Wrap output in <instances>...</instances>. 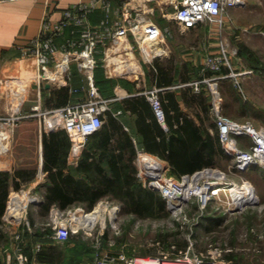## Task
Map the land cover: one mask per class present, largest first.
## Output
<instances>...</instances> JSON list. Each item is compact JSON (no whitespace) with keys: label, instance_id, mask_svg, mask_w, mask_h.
<instances>
[{"label":"rangeland","instance_id":"obj_1","mask_svg":"<svg viewBox=\"0 0 264 264\" xmlns=\"http://www.w3.org/2000/svg\"><path fill=\"white\" fill-rule=\"evenodd\" d=\"M177 39L186 40L193 45L192 48L185 49L186 57H184V51L181 50L176 49L174 54L171 53L177 59L179 66L182 64L191 69L195 77L192 82L219 76L215 81L222 97L223 113L237 121L250 120L257 126H264V0H242L238 7L231 9L227 23L222 30L205 24L187 34H179ZM134 48L137 59L144 67H147L150 63L144 60L138 45H134ZM221 50H225L228 57L221 70L214 72L205 68L204 58L210 53H219ZM120 53L124 58L128 57L126 52L116 49L111 54L119 55ZM95 64L94 81L98 92L101 98L112 99L110 94L118 79L127 80L131 77L117 76V72L114 71L115 65L109 63L106 54L99 57ZM14 67L12 62L8 64L0 62V110L16 112L18 115L37 113L36 116L18 120L17 125L32 118H42L44 121L50 116L43 105L44 96H42V109L33 110V106L38 103L37 78L29 80L20 98L12 87V85L17 86L13 76L21 74ZM107 70H112L113 74H107ZM202 85L205 90L204 96L211 104L212 94L208 82L204 81ZM209 114L208 129L212 134H216L214 125L211 124L213 122L211 109ZM12 141L13 137L9 152L12 151L17 158L16 169H34L35 171V175L28 179L20 177L21 185L16 191L28 196L40 197L41 194L38 191L46 181L45 176L38 174V144L34 154V147L31 149V147H26L27 145L20 144L15 149ZM136 158L137 153L134 163L138 169ZM210 167L220 169L225 173L224 178H215L216 181H220L218 184L229 187L236 184L250 185L253 201L256 196L259 201L232 209L233 204L229 197H214L208 206L202 209L200 198L196 195L185 204L181 212H175L170 208L164 194L158 190L165 200V208L154 214H138L127 210L121 202L117 204L119 200L113 199L115 201L113 202L110 197H106L103 200L104 203L107 200L110 201L107 204L109 207L100 204L102 199L93 207L85 206L89 211L100 210L96 221H93L94 228L91 231L73 230L66 241L57 242L50 248L55 249L59 256L62 254V260L70 264L75 260L88 259L87 255H83L87 247H92L99 252L116 254V256L121 252L130 255L165 252L169 253V256H177L179 252L174 251L175 245L168 246V244L186 239L188 244L193 241L195 248L201 253L219 248L223 250L224 255L229 252L234 254L233 260L243 264H264L263 168L254 166L244 172L238 171L226 154L216 156L215 166ZM143 185L146 186L144 183ZM15 197H21L25 201L29 199L27 196L16 194L12 200ZM10 199L11 196L7 202ZM114 203L118 205V211L116 217L111 218V215L115 213L114 209H111ZM40 205L30 202L24 214L26 218L24 217L23 220L30 221L32 230L29 232L48 236L53 233V228L49 225L51 207L45 210ZM5 212L0 222V247L4 250L11 249L17 235L24 230L22 222L8 218ZM78 245L81 246L78 248Z\"/></svg>","mask_w":264,"mask_h":264},{"label":"built area","instance_id":"obj_2","mask_svg":"<svg viewBox=\"0 0 264 264\" xmlns=\"http://www.w3.org/2000/svg\"><path fill=\"white\" fill-rule=\"evenodd\" d=\"M158 0H124V7L118 18L113 19L111 10V0H81L76 2L72 7L66 8L63 16L58 20H52L45 17L42 21L41 28L37 36L30 39L24 46H21L24 56H34L38 64L43 70L37 78L39 91H41L42 81L44 79L53 80L52 76L48 77L45 72L50 70L49 64L54 62L55 71H63L69 69L68 63L71 60L88 59L82 67L88 69L95 62L94 52L100 49V46L108 47L112 44H118L121 47L123 38L132 34L134 40L140 45L142 38H149L152 42H156L164 37L172 36L173 31L170 25H161L153 18L146 15V12L137 11L138 8H147L148 13H152L154 8L151 7L152 2ZM164 3L171 5L173 10L165 12V16L175 21L183 30L195 27H201L205 24L211 28L222 30L227 23L231 9L238 7L242 0H162ZM130 4V5H129ZM106 10V15L99 24L90 22V15L97 8ZM134 11L136 13L134 14ZM67 28H70L71 35L66 38L65 43L60 44L59 40L65 36ZM120 49V48H119ZM83 58V59H82ZM228 59L225 50L219 53L208 54L204 58L205 68H209L214 72H219ZM219 76L205 78L202 81L191 82L196 91L202 89V83L208 82L210 92L212 94L211 116L216 126L219 140L224 152L233 162V167L238 171H246L254 166L263 168L264 170V126H257L252 121H237L223 113V101L221 94L217 90L215 79ZM66 85L69 84V77H65ZM12 87H14L12 85ZM11 87V88H12ZM14 90V88H13ZM74 90H79V88ZM161 88L156 87L145 91L154 107L160 122L167 128L165 120V112L162 99L159 95ZM109 99L101 98L97 86L92 76L89 78V86L87 87V96L85 99L77 103H67L63 106L51 107L46 110L50 113V117L55 118L52 127H63L71 135L73 139V154L75 157L81 155L88 135L98 130L104 123V114L109 109ZM42 96L38 93V103L33 106V110H41ZM17 110V109H15ZM37 113L18 115L16 112L0 110V155L10 150V142L12 133L18 120L25 117L36 116ZM59 118L61 120L59 121ZM137 176L149 188L161 191L167 199L170 208L174 211L172 203L180 202L178 198L177 184H182L186 179L192 178L194 175L205 171L215 170L212 167H204L194 173H186L180 177L169 173V163L161 157L144 150L137 151ZM219 171H221L219 169ZM223 172V171H221ZM224 173V172H223ZM225 176V173H224ZM224 176H216L210 174L207 178L201 180L202 185L207 186V194L201 196L199 194L191 195L187 200L180 202L179 211L181 212L185 204L189 203L193 196H199L200 207L206 208L211 200L220 198L217 189L222 187L220 181L215 178H224ZM224 183V182H221ZM175 185L174 187H172ZM235 185V184H234ZM237 186H242L238 185ZM235 185V186H236ZM23 195L30 198L24 204L23 212L20 216H14L10 213L12 199L15 195ZM229 197L233 206L234 198ZM41 204L42 198L36 195L28 196L17 191L13 192L11 199L6 207L8 218L20 221L26 229L32 230L29 220H23L26 215L28 204L30 202ZM259 201V200H258ZM110 201L101 200L100 204H107ZM246 203L245 205H249ZM243 205V206H245ZM242 206V207H243ZM117 213L118 205L111 207ZM81 211L83 217L76 219L74 214ZM93 211L87 210L85 207L61 208L52 206L50 210L49 225L53 228V233L48 235L58 240H66L70 237L73 230L91 231L94 228V222H89L90 214ZM116 217V214H115ZM111 215V218H115ZM105 222V220L103 221ZM17 238L22 241L21 233ZM42 248L41 242L36 243L35 249ZM18 254L16 256L19 264H31L29 256L24 252L23 245L18 244ZM120 260L123 264H243L240 261L225 257L223 250L214 248L208 250L207 253H201L195 248L193 241L177 256H169V253L160 252L157 254H126L124 252L116 254H102L97 252L96 261L100 263H112Z\"/></svg>","mask_w":264,"mask_h":264},{"label":"crops","instance_id":"obj_3","mask_svg":"<svg viewBox=\"0 0 264 264\" xmlns=\"http://www.w3.org/2000/svg\"><path fill=\"white\" fill-rule=\"evenodd\" d=\"M79 1L81 0H0V62H3L4 64L12 62V64L15 65L14 69L19 73L22 71L29 72V78L27 80L26 86L27 84H29V80H35L36 78H38L43 70H41L38 61L34 56H24L22 54L21 46H24L30 39L37 36L40 31L42 21L45 17H48L52 20H58L63 16V12L66 8L72 7L76 2ZM111 3L112 18H118V15L121 14V11L123 10L124 0H111ZM151 7L154 8V11L152 13H148V9L145 7L138 8L137 11L146 12L147 16H150L161 25H170L173 31L172 36H167L156 42H152L151 48H161L159 52L158 50L154 52L151 51V54L147 56L144 52L146 43L143 41V39H141V44L143 46L142 49V47H140V45L134 40L132 34H130L128 37L122 39L121 47L118 44H112L104 48L103 46H100V49H97L94 52L95 62L90 69L82 67V65H84V62H89V60L86 58H82L83 62H80L79 60H71L68 63L69 69H64L63 71L59 72L53 69L55 67V64L54 62H51L49 64V67L51 69L46 71L45 74L48 77L52 76L55 79H44L42 81L41 91H39L41 92V96H44V108L47 110L51 107L63 106L69 102L77 103L85 99L87 96V87L89 86L90 76H92L94 79V72L96 67L95 63L97 62L99 57L101 58L103 54H106V59L108 57L109 63H113L115 65L114 71L117 72V76L126 75L131 77L127 78V80L120 78L118 79V82L112 90L113 92L110 94V98L112 99H109L110 102L108 111L115 116H118L123 125L133 133L134 141L137 145V151L144 150L150 152L144 149L143 138L138 130V112L133 109V101L136 96L144 94L148 98V100H150L145 91L159 87L161 88L160 91L162 92H159L160 97L163 96L165 98L166 91L169 90L174 93L173 96L177 101V106L179 107H177L178 110L183 112L189 118H194V107L191 104L187 103L185 96L187 86H190L192 88V91H196L191 84L192 80L195 77H193L194 75L192 74V71L189 67L182 66V64L181 66H179L177 63V59L174 55L172 56L171 53L174 54L176 52V49L181 50L184 51V57H186L187 54L185 52V49L188 50L192 48L193 45H191L186 40L177 39V36L179 34H187L189 31H193L194 29H197L199 27L183 30L175 21L165 16V12H171L173 10V7L167 4V2L164 3L162 0H158L157 2H152ZM135 13L136 11H134V14ZM105 15L106 10L101 7L97 8L91 13L90 22L92 24H99ZM70 35L71 30L70 28H67L65 36L59 40L62 46L63 43H65L66 38ZM134 45H138V48L143 55L144 60L150 63L147 67H144L142 63L137 59L135 55ZM114 49L126 52L128 54V57L126 58H124L121 53L119 54L122 55V59L124 60L125 64L123 72L117 71L116 62L110 61L111 57L119 56L111 54ZM190 53L192 52L190 51ZM130 55L134 56L137 63L136 68H132V71H130L131 69H129V67L127 66L130 63ZM158 63L161 66H165L167 71L169 72V75L173 78V84H171L170 86L162 85V83H160V75H162V73H160ZM108 73L109 75L113 74L112 70H107V74ZM67 76L69 77V84L66 85L65 77L67 78ZM64 87H66L67 91ZM74 88H79V90H74ZM166 101H168V99H166ZM177 108H170L169 110V114L172 115V121L175 125L177 123L176 117H181L180 115H176ZM153 111L158 123H160L163 128H166L160 122L157 114L155 113L154 107ZM49 117L44 121L42 118H32L24 120L23 122L19 123V125H17V128L14 129L12 136V145L15 144V149H17V146H19L20 144H24L27 145L26 147H31V149L32 147H34L33 152L35 154V150L37 149L38 144V174L45 176V181L47 173L44 170L43 134L44 132L58 129L52 127L53 123H49ZM60 120L61 118H59V121ZM194 121L199 123L198 119L196 118H194ZM214 128L216 130V126H214ZM69 137L71 140V148L68 155V165L70 168L72 167L73 169H75L81 155L78 158L74 156L72 152L73 139L70 134ZM30 157L33 158V156ZM16 159L17 158L12 151H7L4 154L0 155V170H6L10 173V177L8 180V200L13 192H15L16 189L19 188L17 187V180H19L20 178L18 179L16 174ZM78 174H80V172H78ZM38 192L41 194L40 197L42 198L40 206H43L45 195L47 192L46 182H44L43 186L39 189ZM103 198H100L99 200H103ZM99 200L97 202H99ZM120 202L121 201L116 203L121 204L122 202ZM52 206L59 205L56 203H52L50 207ZM78 206L85 207L87 205L84 203H76L68 206V208ZM27 230L28 229L21 232L22 241L17 238L13 243L11 249L4 250L0 247V264H19L16 258L18 254V244L23 245L24 252L29 256L31 264H66L62 260V254L59 256L58 252L55 249L50 248V246L52 245L55 246L57 242H64L66 240H58L45 234L34 232L32 233L29 232L30 230ZM38 242H41L42 244V248L40 250L35 249V245ZM97 252L98 251L94 249L92 257H88V259L83 261L75 260L70 264H103L100 262H96ZM101 253L106 254L103 251H101ZM85 254L86 253H83V255ZM105 264L123 263L118 260L113 263Z\"/></svg>","mask_w":264,"mask_h":264},{"label":"trees","instance_id":"obj_4","mask_svg":"<svg viewBox=\"0 0 264 264\" xmlns=\"http://www.w3.org/2000/svg\"><path fill=\"white\" fill-rule=\"evenodd\" d=\"M158 68L162 73L160 83L166 86L173 84V78L166 67L158 63ZM204 91L203 85L197 93L190 86L186 87L185 99L194 107V118L199 121L197 123L193 117L189 118L178 110L174 93L167 90L166 97H161L167 128L158 123L153 106L144 94L136 96L133 101L132 107L138 112L137 126L143 138L144 149L166 160L169 163V173L177 177L207 166H215L216 156L225 155L218 133L212 134L208 129L211 104L204 96ZM170 108H177L176 115L181 116L176 117V125L169 114ZM211 124L215 126L214 122ZM70 148L71 140L65 128L44 132V170L47 173V192L43 203L45 210L52 203L62 208L76 203L93 207L103 197L119 200L127 210L138 214H154L165 208V200L159 191L144 186L138 178L134 163L137 145L133 133L123 125L118 116L106 110L103 125L88 135L75 169L68 165ZM16 174L18 179H28L35 175V171L18 168ZM9 177V171L0 170V222L7 207ZM20 185L19 179L17 187ZM173 244L175 252H182L188 246V241H175L168 246ZM79 246L81 245L78 248ZM83 252L92 257L94 248L87 247ZM225 256L235 258L230 252Z\"/></svg>","mask_w":264,"mask_h":264},{"label":"bare ground","instance_id":"obj_5","mask_svg":"<svg viewBox=\"0 0 264 264\" xmlns=\"http://www.w3.org/2000/svg\"><path fill=\"white\" fill-rule=\"evenodd\" d=\"M143 41L146 43V47L144 48V52L147 56H149L151 54V51L154 52V51H157L158 52L161 50V48H151L152 46V41L145 37V38H142ZM132 54V53H130ZM130 63L127 65L129 67V69H131L130 71H132V68H136L137 66V63H136V59L134 58L133 55H130ZM110 61H114L116 62V67H117V71L119 72H123L124 71V67H125V64H124V60L122 59V55H119V56H116V57H111L110 58ZM21 74L19 75H15L13 76V80L15 82V85L14 86V91L16 93V95L18 97H22L23 96V89L25 88L26 86V83H27V80L29 78V72L27 71H22L20 72ZM19 102V101H18ZM20 104V103H19ZM50 119V122L49 123H54L56 120L54 117H49ZM211 174L213 175H216V176H224V173L219 171V169H215V170H212L210 171ZM210 172H205V171H202L196 175H194L192 178L190 179H186L185 181L182 182V184H177V189L178 191H176L178 193V198H177V201H179V197L182 199L181 201H183V199L187 200L189 197H191V195H195V194H199L201 196H205L207 194V186L205 185H202V182L201 180L203 178H207V175L210 174ZM175 185H173L172 187H174ZM251 186H222L220 188L217 189V193H219V196H230L231 198H234V202H235V205L236 206H232V209H235L237 207H242L243 205H245L246 203L248 202H255L257 201V196H256V199L255 201H253V195H252V192H251ZM255 191V190H254ZM256 194V192H255ZM30 200V198L28 199ZM180 201V202H181ZM180 202H175V203H172V206L174 207V211H179V207H180ZM26 203V201L21 198V197H15L14 200H12V205L10 207V213L13 214L14 216H20L23 212L24 209L23 206L24 204ZM100 213V210L97 209L95 210L94 212H92L90 214V221L89 222H93L99 215ZM115 214H112V216L115 217ZM74 217L76 219H80L81 217H83V214L81 211H77L75 214H74Z\"/></svg>","mask_w":264,"mask_h":264},{"label":"water","instance_id":"obj_6","mask_svg":"<svg viewBox=\"0 0 264 264\" xmlns=\"http://www.w3.org/2000/svg\"><path fill=\"white\" fill-rule=\"evenodd\" d=\"M34 202H35V200H34ZM255 202H258V201H255ZM248 203H253V202L250 201V202H248ZM238 208H239V207H238Z\"/></svg>","mask_w":264,"mask_h":264}]
</instances>
